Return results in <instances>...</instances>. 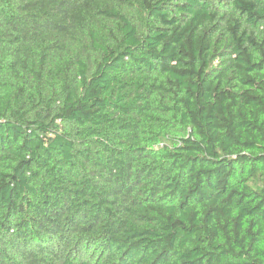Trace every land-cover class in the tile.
Returning <instances> with one entry per match:
<instances>
[{
    "label": "trees",
    "instance_id": "16d2710c",
    "mask_svg": "<svg viewBox=\"0 0 264 264\" xmlns=\"http://www.w3.org/2000/svg\"><path fill=\"white\" fill-rule=\"evenodd\" d=\"M0 264H264V0H0Z\"/></svg>",
    "mask_w": 264,
    "mask_h": 264
}]
</instances>
